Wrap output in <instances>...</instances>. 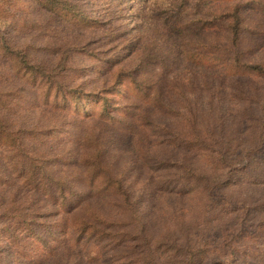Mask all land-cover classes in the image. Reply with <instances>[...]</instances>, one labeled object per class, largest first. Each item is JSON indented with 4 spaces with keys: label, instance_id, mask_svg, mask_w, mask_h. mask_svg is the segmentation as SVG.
<instances>
[{
    "label": "trees",
    "instance_id": "1",
    "mask_svg": "<svg viewBox=\"0 0 264 264\" xmlns=\"http://www.w3.org/2000/svg\"><path fill=\"white\" fill-rule=\"evenodd\" d=\"M77 1L0 0V254L26 264H264V204L227 193L252 184L250 161L235 164L201 117L225 86L264 116V61L245 45L246 22L264 15V0H195L209 13L191 20L182 17L191 0H167L168 26L198 34L170 46L187 70L142 52L131 68L108 66L114 80L96 93L71 66L107 59L93 47L102 40L87 36L98 19ZM110 128L137 149L148 174L140 193L154 186L169 197L160 231L135 197L142 175L109 160ZM256 128L262 140L264 119ZM191 197L193 210L183 205Z\"/></svg>",
    "mask_w": 264,
    "mask_h": 264
},
{
    "label": "rangeland",
    "instance_id": "2",
    "mask_svg": "<svg viewBox=\"0 0 264 264\" xmlns=\"http://www.w3.org/2000/svg\"><path fill=\"white\" fill-rule=\"evenodd\" d=\"M167 0H78L88 14L98 19L97 29L87 33L91 40H102L93 45L95 49L99 47L98 57L107 58L104 61H97L92 58H75L72 62V68L76 69L80 74L87 77L77 81H83L82 89L85 92L96 93L100 88L110 86L113 77L107 73L108 66L113 67L112 71L118 67L131 68L135 63L136 56L142 52L150 56H156L159 60H164L171 67L187 70L182 65L173 63L170 57V46L178 48L182 39L197 37V33L190 35V32H182L181 30H173L168 26L167 18L171 13L167 12ZM195 0H191L182 14L185 20L202 19L208 16V6L195 8ZM16 11L23 9L21 2L16 3ZM167 23V24H166ZM245 31L246 47L254 53L251 58H258L264 61V15H258V18H251L247 22ZM170 25V24H169ZM254 33H258L254 36ZM218 37H222L218 34ZM103 42V43H102ZM174 49H172L173 51ZM94 54V53H91ZM110 62V63H108ZM189 67V65H188ZM80 70V71H79ZM75 75V72H73ZM230 86V83H228ZM258 99L261 97V91L264 84L258 83ZM235 91H233L234 93ZM230 90L225 86L224 93L219 99H214L213 106H208L209 96H204L202 102L206 105L202 110V118L204 124H210L215 128L217 136L224 137L229 148L230 157L235 158L234 163L245 164L250 161L251 168L249 172L252 174L248 177L252 184L239 188H229L227 193H233L236 200H241L247 205L258 203L261 207L264 204V138L262 140L255 139V126L262 122L264 116L260 111L255 109L238 99L237 96L231 97ZM202 95V94H201ZM92 99V98H91ZM113 102L121 103L123 99L120 96L115 97ZM83 105H78L81 109ZM249 109V110H248ZM51 110L46 109V117H51ZM49 120V119H48ZM47 122V118H46ZM209 128H212L210 127ZM68 132V130L66 131ZM64 134L62 130H56V134ZM53 134L50 135L53 139ZM56 136V135H55ZM125 136L119 134L115 129L110 128L104 133V140L109 160L114 162L118 168H132V172L140 173L141 160L136 152V147L132 146L124 140ZM58 147V146H56ZM67 147H58L61 151ZM240 148V149H238ZM257 150L256 155L247 157L248 150ZM258 166L255 172L254 166ZM129 168V167H128ZM131 168H129L131 170ZM260 176H258V173ZM263 172V173H262ZM140 182L134 186L135 197L143 191L140 184L147 178L145 171ZM236 178L243 177V174L236 172ZM152 181V180H151ZM149 181V182H151ZM149 186V185H148ZM152 186V185H151ZM152 192H142L139 194L140 201L143 205H139L141 212L144 214L147 222L151 224L155 231H160L166 223V212L169 197L163 192L154 189ZM152 187H149L150 190ZM151 193V194H149ZM195 198H188L183 205L193 210ZM145 201H148L145 202ZM145 203V205H144ZM175 208H180L182 201L175 199L172 201ZM53 209V208H52ZM55 209H53L54 211ZM49 212L54 215L56 212ZM0 264H26L25 260L19 258L11 251H5L0 254ZM48 264V263H45Z\"/></svg>",
    "mask_w": 264,
    "mask_h": 264
}]
</instances>
